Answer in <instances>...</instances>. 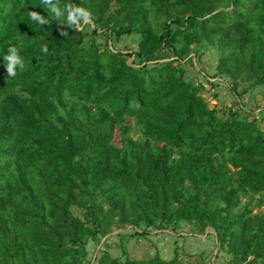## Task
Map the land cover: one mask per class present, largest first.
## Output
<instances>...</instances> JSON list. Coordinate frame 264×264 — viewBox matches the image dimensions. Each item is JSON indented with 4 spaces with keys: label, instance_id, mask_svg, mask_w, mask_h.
I'll use <instances>...</instances> for the list:
<instances>
[{
    "label": "trees",
    "instance_id": "16d2710c",
    "mask_svg": "<svg viewBox=\"0 0 264 264\" xmlns=\"http://www.w3.org/2000/svg\"><path fill=\"white\" fill-rule=\"evenodd\" d=\"M66 4L92 24L58 22L42 0H0V264H185L180 246L170 259L131 257L123 242L122 256H90L115 228L180 223L212 227L229 264H264V117L220 112L185 68L208 44L213 77L238 99L264 88V0ZM133 35L135 51L111 44ZM10 45L25 64L15 77Z\"/></svg>",
    "mask_w": 264,
    "mask_h": 264
},
{
    "label": "crops",
    "instance_id": "0c3cea01",
    "mask_svg": "<svg viewBox=\"0 0 264 264\" xmlns=\"http://www.w3.org/2000/svg\"><path fill=\"white\" fill-rule=\"evenodd\" d=\"M209 78V77H208ZM217 79L221 77H211ZM210 82V86L214 92L217 88L219 89L222 83L219 81ZM226 82V81H224ZM223 88L230 89L227 83ZM216 90L215 92H217ZM214 92V93H215ZM230 92V91H229ZM228 99L231 104L236 108L238 105L244 107L245 109H255L258 111L261 117H264V88L262 86H257L249 90L241 99H238L231 91L228 94ZM238 101L240 103H238ZM238 103V104H237ZM264 122V120H263ZM183 224L180 223L176 230L171 229H158L152 230L155 232H161L160 234H152V231L147 236L136 235L137 237L145 238V242L138 243L136 237L134 238V243L131 244L130 235L125 236L126 249L127 246L129 253L133 254L136 258L143 259L144 257L150 258L159 254L163 259H170L173 255L172 248L176 245L181 246L189 255L190 258L193 256L198 259L199 264H229L230 256L227 252L220 248L215 232L206 230L205 233L199 234L192 228H183ZM167 232V233H165ZM112 234V233H111ZM119 233L114 236H105L97 249L100 248L108 250L114 256H121L123 254L122 242L119 241ZM134 236V235H133ZM124 237V236H123ZM123 240V239H121ZM118 241V242H117ZM165 244V245H164ZM132 245V246H130ZM138 246L136 248V246ZM113 251V252H112ZM199 252V254H197ZM199 256V257H197Z\"/></svg>",
    "mask_w": 264,
    "mask_h": 264
},
{
    "label": "rangeland",
    "instance_id": "374dc122",
    "mask_svg": "<svg viewBox=\"0 0 264 264\" xmlns=\"http://www.w3.org/2000/svg\"><path fill=\"white\" fill-rule=\"evenodd\" d=\"M88 23L92 24L91 20ZM90 29H91V26H89L87 28V30H90ZM96 37L101 43H104V41L106 40V37L102 34L97 35ZM138 37H139L138 35H135V36L133 35V36H126L120 40L113 39L111 44L114 47L121 49V50H124V51H129V52L135 51L137 49V38ZM196 48L197 47H195L194 50H196ZM194 52H197V51H194ZM218 56H219V51L216 48H214L208 44H204L201 48L198 49L197 54H193V58L191 60L187 61V63L185 64V68H186V77L194 83L204 84L205 88H206L204 91V94L209 99L210 104L212 106H216L219 109V111L222 112L223 110L227 109L228 107H230L233 104H231V101L228 99L229 98L228 94H230L231 90L230 89L228 90L227 87L223 88V87H225L224 85L226 84V82H224L225 80H221L220 78H217V79L211 78V77H213V73H214V69H215V65H216V61L218 59ZM132 60H133V57H130L129 62H131ZM207 76H210V77L208 78ZM210 81L221 82L222 84L220 86H222V88L221 87L219 89L217 88L216 90H218V91L215 92L216 90H214V92H215L214 93L212 90V87L210 86V83H209ZM137 134H138V132H137V130H135L134 135L136 136ZM74 212L77 214H80V210L77 208L74 209ZM182 224H183L182 225L183 228H186L184 230H187V228H192V226L188 223H182ZM127 229L130 230L131 227H128ZM207 230L214 232V229L212 227L208 228ZM122 231H123L122 229L115 228L112 231V234H110V236H114L115 234L122 232ZM130 231H132V230H130ZM130 231H129V233L132 234V232H130ZM129 233H127V235H129ZM160 233L161 232L152 231V234H160ZM165 233H167V232H165ZM118 236H119V241H123V244L126 247L127 241L126 242L124 241L126 233H122ZM129 237L131 240V242H130L131 244L134 243L135 237L138 240V243L145 242V238H143V237L139 238V237L133 236V235H130ZM121 239H123V240H121ZM96 246L97 245H95V243L94 244L91 243V245L89 246L90 247L91 260H93L92 256L95 253H97V250L99 249V248L97 249ZM130 246H132V245H130ZM176 246H179V245H176ZM176 246H174L172 248V252H173V255L171 254L172 257L175 254ZM128 247L129 246H127V249H126L127 251L129 249H131V247L129 249H128ZM137 247L138 246H136V248ZM184 251L185 250L180 246L181 255L185 260V259H188L189 256ZM128 253H129V251H128ZM129 254L131 257H135L133 254H131V253H129ZM197 254H199V252H197ZM197 257H199V256H197ZM144 258H146V257H144Z\"/></svg>",
    "mask_w": 264,
    "mask_h": 264
},
{
    "label": "clouds",
    "instance_id": "9594fccd",
    "mask_svg": "<svg viewBox=\"0 0 264 264\" xmlns=\"http://www.w3.org/2000/svg\"><path fill=\"white\" fill-rule=\"evenodd\" d=\"M42 7L52 13L53 19L61 23H66L67 25L75 28L77 31L82 29L84 24H87L91 19L90 12L80 6H75L72 4H66L63 8L60 6V0H42ZM66 14V19L62 20ZM30 18L39 24L45 25L46 23H51L45 18L43 14L37 11H30ZM67 32H64L66 35ZM42 52L45 54L49 51V46L47 44L42 46ZM21 49L16 45H10L8 47L7 54L4 55V61L6 62V71L8 77H15L17 68L21 70L25 68L23 58L20 55Z\"/></svg>",
    "mask_w": 264,
    "mask_h": 264
},
{
    "label": "built area",
    "instance_id": "2783aa9c",
    "mask_svg": "<svg viewBox=\"0 0 264 264\" xmlns=\"http://www.w3.org/2000/svg\"><path fill=\"white\" fill-rule=\"evenodd\" d=\"M185 264H199V263H198V259L197 258H195V257L190 258L189 257L188 259H185Z\"/></svg>",
    "mask_w": 264,
    "mask_h": 264
}]
</instances>
